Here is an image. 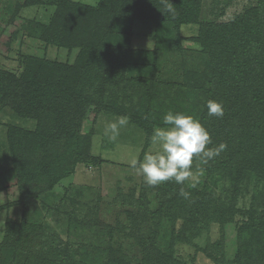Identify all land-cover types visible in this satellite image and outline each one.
Segmentation results:
<instances>
[{
	"label": "trees",
	"instance_id": "16d2710c",
	"mask_svg": "<svg viewBox=\"0 0 264 264\" xmlns=\"http://www.w3.org/2000/svg\"><path fill=\"white\" fill-rule=\"evenodd\" d=\"M202 1L98 0L93 6L27 0L55 8L50 22L28 38L36 45L78 52L74 63L64 64L47 59L39 48L40 54L21 53L25 66L20 76L0 70V102L34 121L30 129L8 128V152L22 197L44 190L51 194L78 163L93 159L94 129L81 134L80 126L84 119L95 122L100 112L128 116L145 135V145L156 127H169L163 123L165 114L183 113L209 132L208 148L220 143L227 148L207 164L194 158L191 170L206 174L201 188L175 181L152 186L155 208L146 191L135 195L130 189L123 234L140 246V259L134 261L122 249L98 257L81 241L55 243L54 236L34 223L8 220L0 264H184L173 255L174 242L192 243L211 224L223 233L237 215L242 218L236 227L237 250L228 262L264 264V0H254L228 21L202 19ZM138 20L155 24L151 49L130 45L132 24ZM187 24L196 25L189 39L199 48L193 61L176 64L171 70L176 79L166 82L161 69L169 56L184 51L180 27ZM172 86L170 93L166 89ZM208 100L222 103V118L207 114ZM249 187V205L238 207L240 194ZM181 188L188 198L179 194ZM76 218L71 217L70 227L76 226ZM164 222L172 227L167 249L158 236ZM223 246L220 239L205 251L224 263Z\"/></svg>",
	"mask_w": 264,
	"mask_h": 264
},
{
	"label": "rangeland",
	"instance_id": "374dc122",
	"mask_svg": "<svg viewBox=\"0 0 264 264\" xmlns=\"http://www.w3.org/2000/svg\"><path fill=\"white\" fill-rule=\"evenodd\" d=\"M72 1L93 6L98 2ZM252 3L254 0H203L201 18L228 21ZM54 9L52 5L42 3L29 5L27 0H0L1 71L20 76L25 66L20 55L25 52L40 54L42 51L51 61L74 63L78 49L68 50L53 44L42 46L39 42L36 45L34 40L27 36L36 33L39 26L47 25ZM196 32V25L187 24L180 27V34L185 38L182 40L184 51L182 54L169 56L161 69L162 80L174 81L176 78L171 70L176 64L194 60L199 45L189 37L194 36ZM155 43L153 21L138 20L132 24V48L151 49ZM174 88L172 86L166 90L171 93ZM117 117L119 116L100 112L95 122L84 119L80 126L81 134L87 133L92 127L94 129L90 148L93 159L78 163L74 173L58 181L51 194L44 190L22 197L8 152V128L17 126L30 129L34 126V121L19 117L12 108L0 102V243L4 239L6 222L9 220L16 224L34 223L39 226V231L42 229L54 236L55 243L68 241L75 245L81 241L83 245L92 247L98 257H101L104 251L122 249L134 261L140 259V246L134 239L123 234V227L128 226L125 212L131 209L125 199L128 198L130 189L134 188L135 195L146 191L154 208L157 203L154 188L145 183L143 176L131 167L130 162L133 159L142 162L146 153H155L161 149L159 145L152 143L151 138L145 145V135L131 123L121 128L116 141H110L105 134V128L108 122L115 121ZM191 173L185 181L186 184L201 188L206 182V174L201 169H192ZM220 185L221 183L219 187ZM214 187L219 190L218 185ZM246 190L242 191L237 201V206L245 209L252 193L251 187ZM71 217L76 218V222H73L76 226L70 227ZM241 220L237 215L234 222L223 228V233H220L217 224H211L197 233L192 243L174 242L173 255L184 264H219L207 254L205 248L208 244L222 239L226 262L220 264H231L228 261L237 250L236 227ZM178 225L179 221L173 224L174 230ZM171 231L169 222H164L159 228V242L166 249Z\"/></svg>",
	"mask_w": 264,
	"mask_h": 264
},
{
	"label": "clouds",
	"instance_id": "9594fccd",
	"mask_svg": "<svg viewBox=\"0 0 264 264\" xmlns=\"http://www.w3.org/2000/svg\"><path fill=\"white\" fill-rule=\"evenodd\" d=\"M167 10L173 11L171 7ZM206 108L209 116L222 118L224 115V108L220 102L208 100ZM128 123V116H119L115 121L108 122L105 128L108 139L116 141L121 128ZM163 123L170 127H156L151 137L152 143L159 145L161 150L146 153L142 162L136 159L130 162L131 167L143 176L149 186H158L166 181H175L182 185L192 174L194 158L207 164L227 148L225 143H220L216 148H208L207 146L211 144L209 132L199 120L190 115L169 111L164 115ZM179 194L184 198L189 196L183 188Z\"/></svg>",
	"mask_w": 264,
	"mask_h": 264
}]
</instances>
